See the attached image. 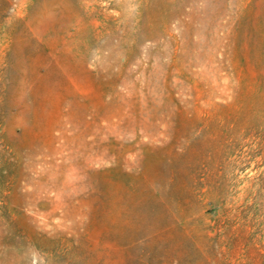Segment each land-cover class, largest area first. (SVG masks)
I'll return each mask as SVG.
<instances>
[{
  "label": "rangeland",
  "instance_id": "rangeland-1",
  "mask_svg": "<svg viewBox=\"0 0 264 264\" xmlns=\"http://www.w3.org/2000/svg\"><path fill=\"white\" fill-rule=\"evenodd\" d=\"M0 264H264V0H0Z\"/></svg>",
  "mask_w": 264,
  "mask_h": 264
}]
</instances>
